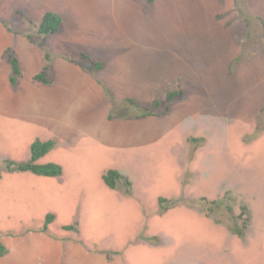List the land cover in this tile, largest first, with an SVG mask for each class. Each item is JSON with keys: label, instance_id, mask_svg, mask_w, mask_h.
Returning <instances> with one entry per match:
<instances>
[{"label": "rangeland", "instance_id": "1", "mask_svg": "<svg viewBox=\"0 0 264 264\" xmlns=\"http://www.w3.org/2000/svg\"><path fill=\"white\" fill-rule=\"evenodd\" d=\"M86 1L91 0H76L81 5ZM144 2L150 7L149 0ZM235 4L239 22V56L243 54L244 60L239 65H232V73L235 71L236 74L237 68L246 61L251 67L245 75H235L234 89L228 83L219 86L220 103L230 105L227 107L234 112H225L223 107L220 109L223 108L224 112L213 114L192 110L183 120L184 134L172 131L162 135V139L148 151L140 154L130 151L133 156L129 154L130 158L123 160L132 161L129 169L132 174L129 177L125 175V167L123 174L129 180L132 178L131 193L128 196L116 190L125 199L124 209L109 202V196H103L109 190L99 176L105 169L100 155H105L107 149L99 145L94 146L92 152L71 154L62 189H38V186L25 187L18 183L10 186L8 191L0 189V246L4 249V254L0 253V256L8 255L12 244L9 241L23 238L28 247L39 242L52 243L54 239L50 235L61 231L60 224L69 223L73 225L67 236L70 238L61 241L90 249L109 263L264 264V10L261 11L262 18H259L250 10L249 0H235ZM53 6L59 7V2ZM262 7L264 9V0ZM245 16L254 17L251 29ZM21 17L20 14L15 16L17 27H24L25 30L31 27L30 34L35 35L37 25ZM45 39L42 37L40 42L36 39L35 44L50 53ZM212 53L216 60L223 61L226 51L216 47ZM81 55L78 53L69 59L92 73L94 65L82 60ZM160 64V71L169 65L167 61ZM198 68L186 65L179 67V71L193 72ZM149 80L152 81L151 78ZM140 85L138 81L129 80L121 88L128 95L135 90L132 96H136V88ZM200 86L201 81L182 83L180 80L178 87L174 88H182L185 95L174 104L196 100ZM121 88L111 80L104 87L110 112L114 103L122 111L125 100L131 98L125 97ZM29 99L31 106L28 113L20 114L23 120L18 125L0 119V176L1 179L5 177L3 188L12 182L11 173H17L5 170L7 161L26 162L30 151L25 153L21 146L32 137L33 127L38 128L39 124L51 121V111L46 112L49 108L47 100L43 98L40 101L34 96ZM125 113L131 115L129 110ZM258 125L263 132L255 135ZM54 141L56 145L53 149L59 147L62 150L64 144ZM89 162L93 170L89 168ZM83 170H88L87 175L81 172ZM58 181L62 183L61 179ZM161 197L176 201L177 205L163 212L159 202ZM134 206L139 212L136 215L131 211ZM212 208L216 211L211 212ZM48 213L56 214L57 219L53 223L55 227L44 229ZM138 224L141 226L137 228ZM229 225L238 227L242 235L230 230ZM117 226L125 227L118 230ZM115 227L118 231L111 235L116 231ZM85 237L94 247L90 248L83 242ZM66 247L64 244L58 251L49 249V253L37 247L28 256L24 255L22 262L73 264L75 257L66 253ZM15 264L18 263L15 261ZM81 264L86 263L81 260Z\"/></svg>", "mask_w": 264, "mask_h": 264}, {"label": "crops", "instance_id": "2", "mask_svg": "<svg viewBox=\"0 0 264 264\" xmlns=\"http://www.w3.org/2000/svg\"><path fill=\"white\" fill-rule=\"evenodd\" d=\"M57 1L59 7L53 6ZM91 1L81 5L76 0H0V119L13 121L14 125H18L23 120L20 114L28 113L31 106L29 97L34 96L40 101L45 98L49 107L46 112L51 111V121H47L49 125L39 124L38 128L33 127L32 137L24 142L21 150L25 153L30 151L36 140H56L60 145L64 144L62 150L55 148L38 161L39 164L60 165L62 176L50 178L31 172L11 173L9 177L12 182L8 186L4 185V188L2 183L5 177L1 179L0 176V189L8 191L10 186L17 183L25 187L38 186V189H62L71 154L92 152L96 145L107 149L105 155H100L103 161L100 160L105 164V169L99 175L101 180L109 170H115L129 180L132 161L123 159L132 154L130 151L138 154L148 151L160 141L162 135L172 131L174 134H184L183 120L192 110L205 114L224 112V109L225 112H234V109L227 107L230 105L220 103L219 86L228 83L234 89L235 75L243 76L248 67H251L246 61L237 68L236 74L235 71H230L240 54L235 0H149L150 7L146 6L144 0ZM249 5L253 15L262 18V0H249ZM47 12L58 14L63 20L60 32L45 39L52 57L51 85L35 80L46 66V54L40 46L26 38L31 27H26L27 31L24 27H17L15 18L20 14L30 24L38 27ZM216 47L226 51L222 62L213 57L212 52ZM10 50L17 59L20 70L16 85L11 83L13 71L8 59ZM78 53L85 54L94 61L96 59L101 70L88 73L76 65L69 58ZM165 61L169 65H165L160 71L158 67ZM156 62L157 66L154 67ZM186 65L200 68L193 72L179 71V67ZM131 75L136 76L132 79ZM149 75L152 81L149 80ZM110 80L120 88L124 86V82L128 84L129 80L140 82L141 85L136 88V96H132L135 90L128 92L130 95L123 88L121 92L144 107H150L156 101L162 103L169 92L179 91L175 88L180 80L182 83L189 80L201 81V86L195 96L196 100L170 106L168 114L162 118L152 116L136 121H109L111 106L106 99L104 87ZM180 91L185 95L182 88ZM221 107L224 109H220ZM24 109L26 111H22ZM8 129L10 131L11 127L8 126ZM30 155L31 153L29 159ZM147 162L144 163L148 164ZM123 167L128 177L123 174ZM89 168L93 170L91 162ZM81 172L87 175L88 170ZM15 181L17 182L14 183ZM96 184L100 186L97 182ZM105 186L111 195L108 193L103 196H109V202L124 209L125 199L116 190L110 189L106 184ZM131 211L134 215L139 213L135 206ZM48 216L52 219L46 228L55 227L53 223L57 216L48 213L44 229ZM140 226L138 224L137 228ZM58 227L61 231L57 235L50 233L54 239L52 243L39 242L28 247L23 238L9 241L12 242L11 248L7 256H0V264H15V261L23 264L22 257L28 256L37 247L44 248L49 253V249L58 251L64 244L67 245L66 253L75 257L73 264H81V260L86 264H114L107 259H100V255L79 244L69 241L63 243L61 240L70 238L67 236L73 225L63 223ZM117 227L115 230L125 226ZM118 230H113L111 235ZM80 234L83 236L81 229ZM53 239L49 238L50 241ZM89 240L85 237L83 242L90 248L94 247Z\"/></svg>", "mask_w": 264, "mask_h": 264}, {"label": "trees", "instance_id": "3", "mask_svg": "<svg viewBox=\"0 0 264 264\" xmlns=\"http://www.w3.org/2000/svg\"><path fill=\"white\" fill-rule=\"evenodd\" d=\"M240 10H241L242 15H244L245 13L243 12V10L242 9ZM244 19L247 22L248 28L250 27L251 29L253 27L251 23L253 22L254 17L245 16ZM62 27H63L62 18L58 14H55L53 12H47L44 15L41 23L37 27L36 34L35 35L27 34L26 38L32 43H36V39H38V41L40 42V39L42 37H48V36L55 35L58 32H60ZM42 47L45 48L44 45H42ZM44 50L46 52V62L47 63H46V66L43 72L37 75L35 77V80L41 84L50 85L51 84L50 77H51V72H52V57L50 53L47 51V49H44ZM81 57H82V60L90 61L94 65L95 71L101 70L102 67L100 63L90 59L85 54H82ZM8 59H9V63L13 71V76L11 77V83L12 85H16L17 78L20 75V70H19L18 61L13 56V53L11 50L8 51ZM243 60H244V56L242 54L234 61L233 64L239 65L243 62ZM231 68L232 66L230 67V71L232 72ZM106 93L108 94V97L112 101H114L110 93H108L107 91ZM182 95H183V92L180 90L177 92H169L164 102L161 103V102L156 101L150 107L141 106L135 100L128 98L125 100V102L122 105L123 106L122 111L120 110L119 107L115 106L116 105L115 103L112 104V110L110 112L108 119L110 121H115V120L126 121V120H140V119H145L147 117H152V116L164 117L168 114L170 106H172ZM126 110H129L131 115H127V113H125ZM262 132L263 130H261V128H259V125H258L255 131V135L260 134ZM55 145L56 143L53 140H49L45 142L36 140L31 145V149H30L31 155H30L29 161L22 162V163L7 161L5 170L10 173L11 172H31L32 174L37 175V176L50 177V178L60 177L62 176V173H63L62 167L60 165L55 164V163H48V164L38 163V161L41 158L45 157L55 147ZM103 181L112 190H120L128 196L131 193L130 192L131 184L129 180L115 170L107 171L103 176ZM159 202H160V208L163 212L177 205L176 201H168L165 198H160ZM215 203L216 202H213L212 204H215ZM214 211L216 210L212 208L211 212H214ZM51 219L52 217L48 216L45 228L51 222ZM229 227H230V230L236 232L239 236L242 235V232L238 229V227H235V225L233 227L229 225ZM0 253L1 255L4 254V249L2 248V246H0Z\"/></svg>", "mask_w": 264, "mask_h": 264}]
</instances>
